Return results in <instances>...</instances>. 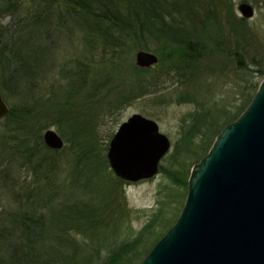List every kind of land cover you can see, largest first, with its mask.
<instances>
[{
  "label": "trees",
  "instance_id": "obj_1",
  "mask_svg": "<svg viewBox=\"0 0 264 264\" xmlns=\"http://www.w3.org/2000/svg\"><path fill=\"white\" fill-rule=\"evenodd\" d=\"M31 2L32 8L27 9L31 15L28 17L26 14L28 22L44 25L48 16L57 21L69 18L82 32L84 54L78 57L69 72V97L73 84L90 78V66L96 64L107 65L111 72L120 71L127 64L135 68V72H145V69L126 63L128 60L124 55L133 49L149 48L148 37L160 42L159 56L163 62L167 61L165 66L170 67L168 73L162 74L171 76V83L182 82L190 86L201 77L202 48L197 45L201 41L196 37L198 33L194 32L199 27L194 19L198 15L210 18L221 12L211 0L205 5H201L199 0ZM22 3L21 0H0L1 41L5 30L2 20L18 13ZM228 15L231 16L230 12ZM169 33L178 45L168 50L165 38ZM4 47L1 42L2 97L6 92L9 67ZM9 52L15 60L18 59L19 43ZM11 67L12 72L17 73L24 69V64L18 62L14 68L11 63ZM13 78L17 79L10 76L11 80ZM157 84H143L141 88L155 86L153 90H156ZM143 93L134 86L127 90L121 82L115 87V96L119 101L134 100ZM254 93L255 86L228 123L240 115ZM189 96L188 92L184 95L187 99ZM71 102L69 99L68 103ZM33 106L23 103L9 107L8 113L1 119L0 188L7 189L9 196H6L5 207L0 200V264H139L176 218L162 235L147 243L138 256L136 250L143 239L151 237L156 218L145 224L131 241L118 242L115 234L120 231L125 211L121 192L114 186L118 183L102 180L100 176L106 161L103 150L97 144L95 117L88 118L80 113L75 115L70 109L58 108L36 120L35 112L32 114ZM61 124L66 126L65 130L58 127L59 132L66 137L68 144L59 151L46 148L41 139L42 131ZM200 127L201 124L196 129ZM20 169L29 176L22 181L17 176ZM68 191H78L71 202L65 201L70 196L63 197ZM101 248L108 249L105 255L101 254Z\"/></svg>",
  "mask_w": 264,
  "mask_h": 264
},
{
  "label": "rangeland",
  "instance_id": "obj_2",
  "mask_svg": "<svg viewBox=\"0 0 264 264\" xmlns=\"http://www.w3.org/2000/svg\"><path fill=\"white\" fill-rule=\"evenodd\" d=\"M21 1L22 9L2 20L5 30L1 42L9 62L3 99L8 107L23 103L27 106L35 105L32 114L35 112L36 120L58 108L70 109L75 115L80 113L88 118L95 117L97 144L103 150L106 161L100 176L102 180L118 183H114V186L121 192L125 211L120 231L115 234L116 240L131 241L145 224L157 219L151 237L143 239L136 250L138 256L143 253L147 243L162 235L178 216L185 200L187 179L193 164L204 156L222 128L238 113L252 87L255 86L256 91L264 78V0H211L221 12L218 11V14L210 18L198 15L194 19L199 26L194 32L198 33L196 37L201 41L197 45L202 48L201 77L190 86L181 81L180 84L171 83V76L162 74L168 73L170 67H166L167 61L163 62L159 56L160 42L148 37L149 48L130 50L124 57L128 60L126 63L137 67L134 55L139 50H145L157 55V64L141 68L145 72H135L136 69L130 64L123 66L121 72H111L107 65L90 66L92 76L73 84L70 97L67 94L71 88L68 85L71 80L69 72L78 57L84 54L82 32L69 18L57 21L48 16V22L44 25L28 22L27 9L32 8L33 2ZM199 1L205 5L210 0ZM241 2L253 7L252 18L240 16L237 6ZM30 15L28 13V17ZM166 36L168 50L178 45L172 33ZM18 43L20 53L15 60L9 49ZM18 62H23L24 69L13 73L11 63L15 68ZM10 76H16L17 79L11 80ZM119 82L127 90L134 86L144 93L134 100L119 101L115 96V87ZM156 83V90H153L155 86L141 88L143 84ZM186 92L190 94L189 99L184 97ZM69 99L71 104L68 103ZM134 113L154 120L159 131L170 141L168 152L159 162V169L160 166L162 169H158L154 176L136 182L117 178L106 160L109 140L118 126ZM199 124L200 129H196ZM65 126L52 125L44 129L41 136L47 129L54 130L61 137L63 148L68 143L58 127L65 130ZM17 176L20 181L29 177L22 169ZM0 191V200L5 207L8 190L0 188ZM77 193L68 191L63 197L65 199L70 196L65 201L71 202ZM101 251L105 255L108 249L101 248Z\"/></svg>",
  "mask_w": 264,
  "mask_h": 264
},
{
  "label": "water",
  "instance_id": "obj_3",
  "mask_svg": "<svg viewBox=\"0 0 264 264\" xmlns=\"http://www.w3.org/2000/svg\"><path fill=\"white\" fill-rule=\"evenodd\" d=\"M237 10L245 19L254 15L246 2ZM134 61L149 68L158 57L139 50ZM8 111L0 88V119ZM41 139L50 150L63 146L52 129ZM169 148L157 123L134 113L109 140L106 160L117 178L136 182L157 173ZM139 264H264V78L245 109L193 164L177 218Z\"/></svg>",
  "mask_w": 264,
  "mask_h": 264
}]
</instances>
